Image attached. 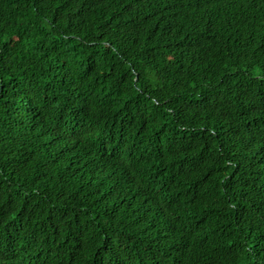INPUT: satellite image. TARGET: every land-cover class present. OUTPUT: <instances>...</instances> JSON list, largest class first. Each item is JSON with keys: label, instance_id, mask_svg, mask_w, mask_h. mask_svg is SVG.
Instances as JSON below:
<instances>
[{"label": "trees", "instance_id": "trees-1", "mask_svg": "<svg viewBox=\"0 0 264 264\" xmlns=\"http://www.w3.org/2000/svg\"><path fill=\"white\" fill-rule=\"evenodd\" d=\"M0 264H264V0H0Z\"/></svg>", "mask_w": 264, "mask_h": 264}]
</instances>
